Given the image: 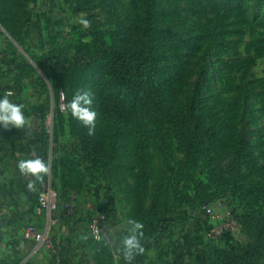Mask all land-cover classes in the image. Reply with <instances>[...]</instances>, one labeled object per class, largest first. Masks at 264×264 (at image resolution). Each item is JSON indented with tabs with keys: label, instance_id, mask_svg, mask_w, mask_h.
I'll list each match as a JSON object with an SVG mask.
<instances>
[{
	"label": "rangeland",
	"instance_id": "obj_1",
	"mask_svg": "<svg viewBox=\"0 0 264 264\" xmlns=\"http://www.w3.org/2000/svg\"><path fill=\"white\" fill-rule=\"evenodd\" d=\"M151 6L162 111L190 110L194 118L164 124L157 142L148 135L143 158L135 120L103 115L93 103L100 169L94 178L86 173L76 193L94 195L104 211L110 204L122 219L121 237L127 220L142 222V240L176 199L192 200L187 205L197 210L203 201L212 210L205 243L236 255L257 247L264 263V0H151ZM130 9V0H0V49L11 65L2 81L18 101L44 105L50 151L68 168L80 163L78 131L67 114L58 125L53 109L58 102L63 111L80 90L94 100L102 77L96 48L110 42L113 23L130 22ZM81 13L88 28L75 22ZM108 94L118 100L110 104L128 109L120 87ZM77 207L98 217V208L89 212L82 203L71 210ZM108 238L107 229L104 244Z\"/></svg>",
	"mask_w": 264,
	"mask_h": 264
},
{
	"label": "trees",
	"instance_id": "obj_2",
	"mask_svg": "<svg viewBox=\"0 0 264 264\" xmlns=\"http://www.w3.org/2000/svg\"><path fill=\"white\" fill-rule=\"evenodd\" d=\"M130 4V22L118 27H116V23H113L114 28L109 34L110 42L101 41L96 48L95 55L100 60L102 77L95 86L97 93L94 96V107L103 115H115L117 119L123 121L135 120L134 127L137 131L138 145L143 157V153L148 147L146 142L148 135H154L157 142L165 130L166 125L164 124L174 123L175 125L181 115L184 117L182 122L188 123L194 118V115L190 110L176 116L168 115L165 111H162L159 103L161 101L159 87L161 79L159 80V60L154 45L155 35L152 25L151 0H130ZM12 36L16 38L13 33ZM0 67L4 70L8 68L6 73L11 71L10 60L4 49H0ZM112 86H118L126 93L130 101L128 109H125L122 104H110V101H118L115 97L108 94ZM194 95L195 93L192 94L191 101L187 103L190 108H193ZM33 113L45 117L44 105L33 109ZM53 113L56 114L55 118H57L55 122L61 125L64 121L65 112L60 111L58 102L53 109ZM69 118L71 117L69 116ZM69 123L78 131L77 138L80 142V149L77 150V154L80 163L73 165L70 167L73 169H70L65 163L67 159L61 157L59 160L56 159L50 166L52 176L58 177L57 179L63 192L71 189L68 184L69 179L67 180L66 176L68 178L74 176L75 178L77 177L76 174L80 173L83 174V180H85L84 176L86 173L91 178H94L96 172L100 169L97 155L98 144L94 131L89 133L88 127L82 125L81 122L78 125L79 121L73 118L70 119ZM148 126L150 128H147ZM179 132L183 136L181 130ZM41 140V147L46 146L48 137L41 135ZM42 159L46 161V156L43 155ZM88 181L91 183V180ZM82 188V186L77 187V191ZM86 190L85 188L84 192ZM38 191L39 187L37 193ZM190 201L192 200L176 199L173 206L154 221L153 232L147 239L144 238L142 240L146 251L152 250L155 252L154 261L150 264H166L168 260L165 257V252L168 246L173 242L182 241L183 232L191 223L195 222L194 224L203 228L205 226L208 231L211 229L206 223L208 215L202 210V207L206 206L205 202H199L198 207L200 209L197 210L195 206L187 205ZM96 244L106 249L103 242ZM204 245V264H264L263 261H259L260 255L257 247L244 250L242 255H236L227 250L215 249L213 245H209L208 248L204 247ZM206 252H208V261L205 259ZM140 256L135 255L131 263L142 264V261L138 259ZM209 257L211 261H209ZM145 259V264H148L150 258Z\"/></svg>",
	"mask_w": 264,
	"mask_h": 264
},
{
	"label": "crops",
	"instance_id": "obj_3",
	"mask_svg": "<svg viewBox=\"0 0 264 264\" xmlns=\"http://www.w3.org/2000/svg\"><path fill=\"white\" fill-rule=\"evenodd\" d=\"M6 71L8 68L4 70L0 67V94L12 86H7L2 81L3 76L7 75ZM11 99L25 105L24 111L31 121V131L0 127V264H128L118 245L123 222L111 213L110 204L106 205L109 212L104 211L102 207L97 210V216L105 219L109 232L106 249L90 239L89 221L92 216L88 215L85 209L78 210V207L70 213L74 204L81 205L87 201L86 194L80 196L76 193L77 187L84 184L83 174L78 173L75 178L66 176L71 189L62 193L58 177L52 176L50 167L58 157L56 153H51L49 141L44 147L40 145L41 135L48 137L49 116L42 117L33 113V109L40 105L26 104V101H18L15 96ZM43 155L46 156L49 171L43 181L36 182L35 188L29 190V179L19 174L16 162L20 158H43ZM44 181H49L56 192L60 191L62 201L65 200L68 208L58 207L50 216L34 212L37 189ZM99 202L104 203V200L99 199ZM194 223L184 230L182 241L173 242L168 246L165 252L168 260L166 264H204L203 245H207L204 239L208 229ZM206 223H209V217ZM48 225L58 260L53 258L47 249L38 247L34 240L24 238L26 228L43 230ZM205 245L204 247L208 248L213 242L209 241L208 245ZM145 258H150L148 264L153 263L155 252L145 251L138 259L145 264ZM205 259L208 261V252L205 253Z\"/></svg>",
	"mask_w": 264,
	"mask_h": 264
},
{
	"label": "clouds",
	"instance_id": "obj_4",
	"mask_svg": "<svg viewBox=\"0 0 264 264\" xmlns=\"http://www.w3.org/2000/svg\"><path fill=\"white\" fill-rule=\"evenodd\" d=\"M75 22L83 28L90 26V21L84 13L77 16ZM15 95L16 93L11 88L0 94V127L30 132L31 121L25 115V105L11 99ZM93 103V94L90 91L80 90L75 92L71 99L63 104L62 108L65 114L88 127L89 133H91L94 130L97 117ZM16 170L21 176L29 179L27 188L33 190L36 182L44 180L49 166L46 161L36 156L35 158L28 157L17 160ZM126 223L128 227L120 239V253L128 264H131L135 255L144 254L146 251L142 244L144 224L134 219H129Z\"/></svg>",
	"mask_w": 264,
	"mask_h": 264
},
{
	"label": "built area",
	"instance_id": "obj_5",
	"mask_svg": "<svg viewBox=\"0 0 264 264\" xmlns=\"http://www.w3.org/2000/svg\"><path fill=\"white\" fill-rule=\"evenodd\" d=\"M87 201L85 202V208L87 211L91 212L97 210L96 201L97 198L94 195H87ZM58 207L68 208L67 203H59L57 192L51 187L49 181H44L39 188L36 197V205L34 207V212L37 214H44L50 216V214L57 210ZM70 210V209H69ZM76 210V209H75ZM74 210V211H75ZM202 210L210 216L212 210L210 207L204 206ZM70 210V213H72ZM73 211V212H74ZM106 221L102 216L91 218L89 221V234L90 239L93 243H101L106 239ZM25 239H32L37 243L38 247H43L52 255L53 258L58 260L57 250L51 240L49 225L45 229H36L34 227H28L24 232Z\"/></svg>",
	"mask_w": 264,
	"mask_h": 264
}]
</instances>
